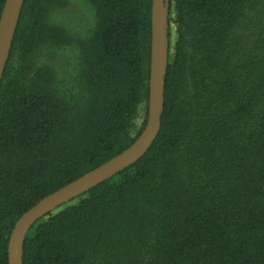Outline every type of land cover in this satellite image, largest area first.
<instances>
[{
	"label": "trees",
	"instance_id": "obj_1",
	"mask_svg": "<svg viewBox=\"0 0 264 264\" xmlns=\"http://www.w3.org/2000/svg\"><path fill=\"white\" fill-rule=\"evenodd\" d=\"M86 1L95 24L83 38L50 20L66 0L21 8L0 82V264L22 214L129 148L147 122L152 0ZM166 7L176 41L156 139L33 222L21 264H264V0ZM241 19L240 55L229 36ZM189 31L206 58L198 80L187 76ZM46 47L74 49L70 90L50 66H26Z\"/></svg>",
	"mask_w": 264,
	"mask_h": 264
},
{
	"label": "water",
	"instance_id": "obj_2",
	"mask_svg": "<svg viewBox=\"0 0 264 264\" xmlns=\"http://www.w3.org/2000/svg\"><path fill=\"white\" fill-rule=\"evenodd\" d=\"M169 0H152L149 101L146 125L135 142L119 155L41 199L15 222L7 246V263L21 264L23 238L29 227L56 207L84 194L137 162L156 139L164 105L168 62L166 30ZM24 0H5L0 14V82L7 63L15 28Z\"/></svg>",
	"mask_w": 264,
	"mask_h": 264
},
{
	"label": "rangeland",
	"instance_id": "obj_3",
	"mask_svg": "<svg viewBox=\"0 0 264 264\" xmlns=\"http://www.w3.org/2000/svg\"><path fill=\"white\" fill-rule=\"evenodd\" d=\"M169 13H171V16L174 19L173 3L170 5V2ZM50 20L63 26L71 35L83 38L94 26L95 14L92 6L86 0H66V5L64 8H55L54 11L51 12ZM248 25L249 23L245 22V19H241L240 23L236 26L235 30L230 33L229 36V44L231 45L234 52L240 55L246 47L250 35ZM187 27L188 24L185 26V29H187ZM167 29H169L170 35L168 42V66L169 62L174 56V44L176 41L175 24L171 22L168 24ZM185 39L187 40L188 46L187 76L191 80L192 78L198 80L200 78V72L204 69V66L207 67L205 63L206 58L204 54L195 50L193 47H190L192 46L190 43L192 40L190 31L186 32ZM77 62V55L73 48L46 47L31 55L26 62V66L32 69L43 65L50 66L57 79L61 81V88L70 90L71 87L75 85L74 82H72V78L76 74L78 66Z\"/></svg>",
	"mask_w": 264,
	"mask_h": 264
}]
</instances>
